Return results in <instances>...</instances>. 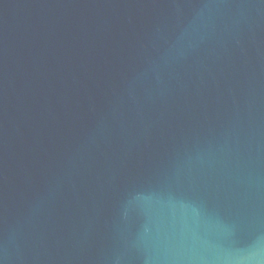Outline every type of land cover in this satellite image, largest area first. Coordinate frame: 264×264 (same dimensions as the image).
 <instances>
[{
  "label": "water",
  "instance_id": "1",
  "mask_svg": "<svg viewBox=\"0 0 264 264\" xmlns=\"http://www.w3.org/2000/svg\"><path fill=\"white\" fill-rule=\"evenodd\" d=\"M0 264H264V0H0Z\"/></svg>",
  "mask_w": 264,
  "mask_h": 264
}]
</instances>
